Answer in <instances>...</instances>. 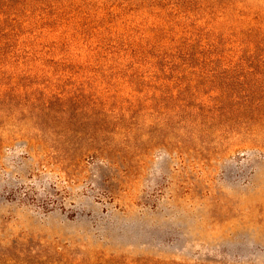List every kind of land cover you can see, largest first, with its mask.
<instances>
[{
  "label": "rangeland",
  "instance_id": "obj_1",
  "mask_svg": "<svg viewBox=\"0 0 264 264\" xmlns=\"http://www.w3.org/2000/svg\"><path fill=\"white\" fill-rule=\"evenodd\" d=\"M0 264H264V0H0Z\"/></svg>",
  "mask_w": 264,
  "mask_h": 264
},
{
  "label": "trees",
  "instance_id": "obj_2",
  "mask_svg": "<svg viewBox=\"0 0 264 264\" xmlns=\"http://www.w3.org/2000/svg\"><path fill=\"white\" fill-rule=\"evenodd\" d=\"M26 245L31 248L36 247V249L39 250L38 256L44 259L46 262H55L64 258L63 254L59 253L55 248H51V247L44 248V246L40 242H35L33 240L29 241L27 244L15 245V249ZM4 256L11 257L10 254H4Z\"/></svg>",
  "mask_w": 264,
  "mask_h": 264
}]
</instances>
